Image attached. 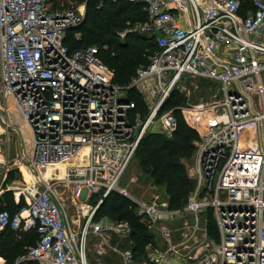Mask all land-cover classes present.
<instances>
[{
	"label": "built area",
	"instance_id": "built-area-1",
	"mask_svg": "<svg viewBox=\"0 0 264 264\" xmlns=\"http://www.w3.org/2000/svg\"><path fill=\"white\" fill-rule=\"evenodd\" d=\"M127 1L144 5L148 16L129 32L153 36L159 50L122 87L96 47L71 51L64 43L84 24L85 10L51 11L53 0H0V111L12 105L30 132L14 160L29 179L26 204L14 213L0 210V236L38 234L15 264H100L87 257L89 236L132 232L125 219L95 220L117 192L152 233L137 264H264V0H252L250 10L244 0ZM185 77L217 83L220 99L189 110L192 128L206 116L212 123L195 153L194 190L174 210L135 199L119 183L156 123L166 133L177 129L172 111H161ZM129 90L141 95L145 113ZM94 191L103 193L92 205ZM208 213L215 240L203 218ZM176 233L183 238L175 241ZM122 258L121 264L136 260L129 251Z\"/></svg>",
	"mask_w": 264,
	"mask_h": 264
},
{
	"label": "trees",
	"instance_id": "trees-1",
	"mask_svg": "<svg viewBox=\"0 0 264 264\" xmlns=\"http://www.w3.org/2000/svg\"><path fill=\"white\" fill-rule=\"evenodd\" d=\"M101 0H87L86 17L82 26L67 32L65 45L74 51L80 48L96 47L101 60L114 72V82L122 87L128 86L136 71L141 66L148 65L150 57L158 52L153 36L138 32L126 33L121 39L120 32L134 24H144L148 20L145 6L134 4L127 0H104V6H100ZM246 9L250 10L252 0H244ZM77 35L80 38H77ZM140 94L135 90H129L128 97L137 105L136 110L146 112L144 101L133 100L132 96ZM177 97L175 100L174 98ZM179 98V99H178ZM183 98L177 91L173 92L165 104L164 109L174 104L181 103ZM196 131L188 126L182 118L177 119V129L171 137L162 134H147L141 141L135 161L146 181L162 187L165 199L171 209H182L194 188V181L188 176L185 165L181 159L188 158L194 149L192 141L196 138ZM22 203L18 208L23 206ZM0 208L14 213L18 209ZM210 212V211H209ZM209 214V227L212 237L217 236L215 221ZM98 216H101L97 219ZM110 217L114 220L125 219L132 228L134 244L132 251L135 258H143L145 248L152 241V233L145 224L139 221L135 204L127 197L117 192H112L102 203L95 216L98 221L101 218ZM36 231L17 233L8 230L0 236V256L6 260V264H15L19 256L24 255L28 248L37 243ZM27 264H36L29 262Z\"/></svg>",
	"mask_w": 264,
	"mask_h": 264
},
{
	"label": "rangeland",
	"instance_id": "rangeland-1",
	"mask_svg": "<svg viewBox=\"0 0 264 264\" xmlns=\"http://www.w3.org/2000/svg\"><path fill=\"white\" fill-rule=\"evenodd\" d=\"M99 4L100 6H104L103 5L104 0H101ZM86 7H87V0H53L51 11L53 10H79L80 9L81 11L85 10L86 12ZM140 25L141 24H134V25H131L125 28L123 31L120 32L121 39L125 38L126 31L129 32V29L134 30ZM219 87L220 86L217 83L209 81V80L185 77L177 84V86H175L174 91H173V92L177 91L178 94L183 98V101L178 104H174L172 102V105H170V107L166 109H163L161 111V114L167 111H172V114L175 117L176 121L178 118L182 117L189 124V118H190L189 110L192 109L195 105L211 104L212 102L220 99ZM129 98L131 99L130 96ZM176 98L177 97H175L174 100ZM132 99L140 100V95L139 96L134 95L132 96ZM9 108H10V111L8 113H2L0 111V115L2 116V119H4L5 121H8L7 119H9L10 115H17L12 105ZM211 123H212L211 118L209 116H206L203 120L200 121L198 125L199 127L198 130L192 128L190 124L188 125L196 131L197 139H194L192 141L193 146H194L192 154L188 158L181 159V162H183V164L185 165L186 173L192 180L193 178L191 177V169L195 162V153L198 148V145L201 143V140L205 135L206 128ZM149 134H153V135L162 134L164 136L171 137L173 133H166L162 129V125L160 123H156L153 126L152 130H150ZM13 140L14 141L12 142V144L16 145L17 139L14 138ZM0 144L2 145V148L4 149V154H5L6 142H5L4 136H2ZM6 163H8L7 158H6V161L2 160L0 163L1 164L0 180L2 181L1 184H3L4 180H6V185L10 186L12 182L20 179V176H18V173L16 174L15 171H12V174H10L11 172H5ZM17 185L18 184L16 183V186ZM194 185H195V182H194ZM119 188L125 189L130 196H132L135 199H140L141 201H144L146 203H153L156 201L158 204H160L162 202H167V199H165L166 194L164 192V189L154 184L152 180L146 181V178L144 174H142V172L140 171L138 163L135 161V159L132 161L131 165L124 173L119 183ZM102 193L103 191L91 192L90 196L92 198L91 200H89V204L95 205L98 199L102 196ZM7 200H10V198L8 197ZM63 200L66 201L67 203L66 206L70 208L69 214H71L72 216L73 211L70 207L71 203L68 198V195L67 196L65 195L63 197ZM21 201L22 203L26 204V201L24 199H21ZM100 217L101 216H98L97 219ZM207 217L209 219V214L203 216V218H207ZM210 217H211L210 220L214 219V215L212 216L211 213H210ZM103 218H108L109 220H111V222L116 221L110 217L103 216ZM139 221L142 224H147L146 220L142 219L141 217H139ZM187 222L189 224H192L194 222V216L188 215ZM179 226H181V221L180 220L175 221L174 227H179ZM186 232L188 233V230ZM182 238L183 236L180 233L175 234V237H174L175 241H179ZM212 238L213 240H215L214 236ZM155 241L158 243L160 247H164L163 245L164 242L162 241V239L157 237L155 238ZM133 244H134V239L132 238V232H131V235L127 237H120L114 232L104 234L103 236L91 235L89 236L88 243H87V257L90 262H96L100 264H121L123 261L122 253L126 251L133 252L132 251ZM142 259L143 258L136 259L134 261V264L139 263L140 260ZM170 264H179V263L172 261L170 262Z\"/></svg>",
	"mask_w": 264,
	"mask_h": 264
},
{
	"label": "crops",
	"instance_id": "crops-1",
	"mask_svg": "<svg viewBox=\"0 0 264 264\" xmlns=\"http://www.w3.org/2000/svg\"><path fill=\"white\" fill-rule=\"evenodd\" d=\"M17 115H10L9 119H7L8 120L7 123L9 125L8 128L5 123V120L2 119V116L0 115V141L2 136H4L6 142L5 154H4V149L0 144V163L2 160L6 161L7 158L8 163H6L5 165L6 166L5 172H11L10 174H12V171H15V173L16 174L18 173V176H20V179L12 182L10 186L6 185V180H4L3 184H1L2 181L0 180V208H8V209H13L14 207L18 208L22 204L21 199H24L26 201L22 189L25 187L29 179L22 174V170L20 168L14 165V160L21 157L25 149L24 146L27 147L28 139L30 138V132L26 124L20 118V116ZM14 138L17 139L16 145L12 144ZM16 183L18 184L17 186ZM8 197L10 198V200H7ZM72 211H73V215L72 216L71 214L68 215L70 216L71 219L75 220L76 218H78V216L77 214H75V211L73 209ZM68 212H70V208ZM4 260L5 259L0 256V264H3ZM5 264H6V260H5Z\"/></svg>",
	"mask_w": 264,
	"mask_h": 264
},
{
	"label": "bare ground",
	"instance_id": "bare-ground-1",
	"mask_svg": "<svg viewBox=\"0 0 264 264\" xmlns=\"http://www.w3.org/2000/svg\"><path fill=\"white\" fill-rule=\"evenodd\" d=\"M80 206V205H79ZM82 206H83V204H82ZM84 207V206H83Z\"/></svg>",
	"mask_w": 264,
	"mask_h": 264
}]
</instances>
